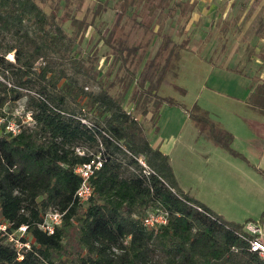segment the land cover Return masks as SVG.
<instances>
[{"label": "trees", "instance_id": "1", "mask_svg": "<svg viewBox=\"0 0 264 264\" xmlns=\"http://www.w3.org/2000/svg\"><path fill=\"white\" fill-rule=\"evenodd\" d=\"M162 1L164 8L169 0ZM139 2L117 0L115 21L100 35L109 65L118 64L112 77L96 55L76 51L90 24L73 25L79 20L60 14L59 1L47 12L38 0H0V220L12 229L26 225L22 241L29 244L16 249L0 236V264H264L249 246L256 234L244 227L253 220L226 221L183 192L168 155L150 144L140 118L151 112L155 123L163 105L183 106L165 91L187 47L166 34L152 56L141 42L130 44L117 26ZM182 4L174 0L168 10L173 16L179 8L184 23L189 8ZM115 82L120 89L112 93ZM262 83L256 93L264 102ZM20 103L23 112L15 115ZM185 111L214 144L241 157L230 146L232 134L206 109L195 103ZM26 112L32 122L21 123ZM13 118L16 134L5 130ZM96 156L101 166L89 179L92 194L81 202L74 168ZM52 209L63 216L48 234L38 224ZM154 210L167 213L166 223L142 224Z\"/></svg>", "mask_w": 264, "mask_h": 264}, {"label": "rangeland", "instance_id": "2", "mask_svg": "<svg viewBox=\"0 0 264 264\" xmlns=\"http://www.w3.org/2000/svg\"><path fill=\"white\" fill-rule=\"evenodd\" d=\"M57 1L61 4L60 14L73 16L79 20L73 25L79 22L90 24L88 30H84V38L79 42L76 51L83 56L88 55L89 52L96 55L101 70H112L111 75L114 77L118 64L109 65L110 50L105 47L100 35L105 34L106 28L111 27L115 21L114 7L118 6L117 0L106 2L104 0H38L47 12L58 6ZM139 1V4L135 5L136 13H130L117 26L118 31L124 33L123 36H128L130 40H142L144 43L147 39L159 42L162 34L169 35L173 39H175L174 35L178 34V42L186 39L188 31L183 35L180 32L181 27L186 23H183L185 17L179 14V8L178 16L175 12L172 16L168 10L174 0H169L164 8L162 6H165V2L162 0ZM222 7L220 13L214 12L212 17L205 16L207 24L211 23L208 26L211 28L210 31L205 32L208 42L197 47L200 52H191L189 49L191 46H187L180 58L176 77L166 88L165 93L181 102L185 108L163 105L159 110L158 118L155 123H150L146 134L148 137L158 139L167 152L177 186L183 192L196 198L222 219L237 224L243 223L250 216L253 221L262 217L264 172L261 168H248L244 165V159L231 155L220 145L217 146L209 141L210 139L200 133L188 113L184 111L195 103L206 109L216 122L232 134L230 146L233 149L234 147L243 149L245 147L243 138L253 132L252 128H248L250 125L247 119L264 121L262 98H260L262 106L246 107V104L254 103L257 94L255 90H252V94L249 93L250 88L245 86L249 80L238 72L224 69L227 68L226 66L236 68L237 65H241L238 61L239 55L244 56L246 41L254 40L253 32L243 30L242 15L245 14L246 19L254 16L258 19L261 16L264 22V0H236L233 10L227 9L225 14L222 13L226 9L224 3ZM187 12L188 9L184 14ZM150 24L154 25V29L157 28V36L150 33ZM254 24H257V21ZM221 25L231 26L223 37L220 36ZM63 26L70 31L69 21H65ZM145 30L147 32L144 33ZM203 33L197 32L196 36L194 33L192 41H196L198 37L203 38L205 36ZM161 44L163 45V43L154 44L151 51L153 53L158 51ZM11 55L7 54L6 57L11 58ZM104 58L105 61L102 63ZM213 65L216 67L212 68ZM262 84L264 85V82ZM89 89L96 90L97 87L92 84ZM119 89L120 86L115 82L111 92L116 93ZM132 107L127 105L128 110ZM247 160L255 163L249 156ZM69 234H75V230L72 229Z\"/></svg>", "mask_w": 264, "mask_h": 264}, {"label": "crops", "instance_id": "3", "mask_svg": "<svg viewBox=\"0 0 264 264\" xmlns=\"http://www.w3.org/2000/svg\"><path fill=\"white\" fill-rule=\"evenodd\" d=\"M179 1L181 3H183L182 5L186 4L187 8H189V10L187 12L188 19H187V22L183 25V32L186 33L188 31L187 32L188 36L185 39L186 40V47L188 45L191 47H192V45H194V47H192V48H194L195 50H193L191 47L188 46L191 52H194V51L197 52L198 46L201 47L204 44H206V42H208L207 34L205 32L210 31L211 28H209L208 26H210L211 23L207 24V21H206L207 17H205V16L212 17L211 15L214 12L220 13L221 9L223 8L222 7L223 3L226 6V9L224 10V12H222L223 14H225V11H227V9L232 11L233 6H234V2H236V0H179ZM175 13L178 16V10H176ZM179 14H180V10H179ZM223 14H222V16H223ZM245 16L246 15L243 14L242 18H241V23L244 24L243 30L253 32L252 36H253L254 40L252 41L249 39L246 41V43H245L246 50H244V56L239 55L238 61L241 64L240 66L237 65L236 68L226 66L227 68H224V69H226L230 72L231 71L238 72L245 79L249 80V83H246L245 86L246 87L248 86L250 88L249 93L252 94V90L256 91V85H258L259 83H261L264 80V34H263L264 22H263L261 16H259L258 19L255 16L249 17L246 19ZM256 21H257V24H254V22H256ZM207 27H208V29H207ZM230 27H231L230 25L229 26L228 25H225V26L221 25V27L219 29L221 32L222 31L225 32L226 30L228 31L230 29ZM201 30H206V31H201ZM149 31L153 36H157V34H155L157 32V28L154 29V27H153L152 30H149ZM146 32H147V30H146ZM197 32H204L203 34L205 36H203V38L198 37L196 39V41L193 42L192 40L194 38V33L196 36ZM144 33H145V31H144ZM188 37H189V40H188ZM177 38L178 37L176 35L175 40H178ZM132 41H135V43L141 42L142 46L147 48V51H146L147 54L146 55H148V56H152L155 54L151 51V48L154 46V44H159L158 40L155 41L153 39L152 40L147 39V41H145V43L142 40L136 41V40L131 39L129 41V43L131 44ZM181 41H183V40H181ZM209 43L212 44L213 42L209 41ZM198 52H200V51H198ZM104 59L102 60V62L104 61ZM215 67L216 66L213 65L212 68H215ZM257 80H262V81H257ZM253 82H255V84ZM175 87L178 88V86H176V85H175ZM180 90L183 91L182 89H180ZM260 98H262V94L257 93L255 96L254 103L246 104V107L262 106L263 103H262V101L260 103ZM127 101H129V103H126L129 107L134 105V103H132L129 99ZM127 105H126V108H127ZM176 107H179V106H176ZM137 115L140 116L139 113H137ZM150 116H151V113L147 112L144 117L140 118L141 121L143 122L145 132H146V130H148L150 123L151 122H152V124L154 123V121L150 120V118H149ZM247 121L250 125L248 128H252L253 132L251 131L252 132L251 135H248L246 138H243V140L245 142V147L243 149H240L238 147L237 148L234 147L233 150H235L237 153H239L241 155V158L244 159L243 161H244L245 166H247L248 168L249 167H256L258 169L261 168L262 171L264 172V121H260L258 119H247ZM197 129L199 130V128H197ZM200 133H202V132H200ZM148 138H149L150 144L153 147H157L163 153L167 154V152L161 146V143L158 141V139H154L153 137H148ZM209 141H211V140H209ZM231 142H232V140H231ZM230 145H231V143H230ZM248 156L250 158H252L255 161V163H252L249 160H247ZM237 157H240V156H237ZM247 219L253 220L251 216L247 217ZM253 222H258V224L261 226V228H262V234L261 235H262V237H264V213L262 214L261 218H259L256 221H253Z\"/></svg>", "mask_w": 264, "mask_h": 264}, {"label": "built area", "instance_id": "4", "mask_svg": "<svg viewBox=\"0 0 264 264\" xmlns=\"http://www.w3.org/2000/svg\"><path fill=\"white\" fill-rule=\"evenodd\" d=\"M22 103L18 104L15 109L14 114L19 115L23 112ZM82 122L86 123L88 126H91V123L85 119L80 118ZM3 122V118L0 117V123ZM32 118L29 112H26L23 116L21 123H30ZM5 130L16 134L20 130V124L15 121V119L7 120L5 125ZM76 152L78 154H83V149L77 147ZM142 166L146 168L145 162L142 158L137 160ZM101 166V160L99 156H96L88 162L77 164L74 168V172L80 177V184L74 193L79 201L84 202L92 194L93 187L90 183V177L93 174L94 170ZM63 212L58 210H48L44 213L41 222L38 224V227L46 232L52 233L56 226H59L62 222ZM167 219V213L161 210H154L148 212L145 216L142 217V224L149 227H157L160 224H165ZM26 225H20L19 227L12 229L9 222L0 220V236H2L5 241L9 242L16 249H20L23 246L28 247L29 244L27 241H22V238H26ZM245 229L252 234H256L253 238L249 240L250 249L257 251L260 257L264 260V237H262V228L258 222L249 221L245 224Z\"/></svg>", "mask_w": 264, "mask_h": 264}]
</instances>
